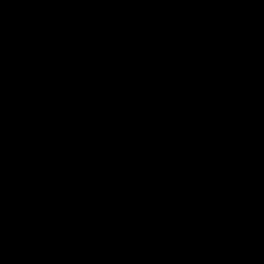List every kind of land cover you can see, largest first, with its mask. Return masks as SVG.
<instances>
[{
	"label": "trees",
	"instance_id": "1",
	"mask_svg": "<svg viewBox=\"0 0 264 264\" xmlns=\"http://www.w3.org/2000/svg\"><path fill=\"white\" fill-rule=\"evenodd\" d=\"M0 264H264V0H0Z\"/></svg>",
	"mask_w": 264,
	"mask_h": 264
},
{
	"label": "rangeland",
	"instance_id": "2",
	"mask_svg": "<svg viewBox=\"0 0 264 264\" xmlns=\"http://www.w3.org/2000/svg\"><path fill=\"white\" fill-rule=\"evenodd\" d=\"M215 183H218V178L216 177V178H214V180H213Z\"/></svg>",
	"mask_w": 264,
	"mask_h": 264
}]
</instances>
